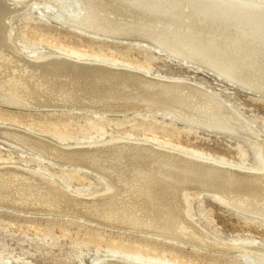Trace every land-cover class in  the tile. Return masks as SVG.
<instances>
[{"label":"bare ground","instance_id":"obj_1","mask_svg":"<svg viewBox=\"0 0 264 264\" xmlns=\"http://www.w3.org/2000/svg\"><path fill=\"white\" fill-rule=\"evenodd\" d=\"M30 5L78 34L143 42L264 95V1L0 0L1 102L101 116L158 110L209 131L249 138L263 153V166L255 168L127 137L65 144L0 118V143L8 144V156L18 151L24 160L4 158L0 148V209L159 234L210 250L240 251L251 264H264V241L222 240L196 222L193 209L194 199L207 193L264 218V131L228 99L183 76L44 47L27 54L13 41L12 18ZM42 165L76 167L71 175L79 181L81 171L91 172L106 190L72 191ZM89 239L101 247L99 238ZM106 248L108 254L95 256L93 264H160L144 248L119 241ZM13 260L8 264H36L19 256Z\"/></svg>","mask_w":264,"mask_h":264},{"label":"rangeland","instance_id":"obj_2","mask_svg":"<svg viewBox=\"0 0 264 264\" xmlns=\"http://www.w3.org/2000/svg\"><path fill=\"white\" fill-rule=\"evenodd\" d=\"M12 28L14 43L20 49L24 47L29 55L33 50L44 47L111 63H129L153 73L183 76L186 80L201 83L228 99L264 131V95L237 87L212 71L182 62L143 42L102 40L78 34L52 21L32 5L13 16ZM157 111L101 116L86 111L11 106L0 101V118L14 124V120H18L21 127L65 144L108 140L112 136L127 137L244 167L263 166V153L255 141L240 135L209 131ZM65 125L73 130L72 135L66 132ZM81 131L87 137H82L84 133ZM4 144L0 143L4 158L8 157L13 162L24 161L18 151L8 156L6 151L9 147ZM29 164L36 165L34 162ZM41 168L53 175L59 185L72 191L88 195L106 190L103 181L91 172L81 171L84 180L79 181L71 175L78 170L76 167L42 165ZM211 196L204 193L194 199V219L198 224L225 241L246 238L264 241V218L236 211L218 200L220 204L216 196V199ZM149 234L102 226L78 218L19 214L0 209V264L15 262L13 259L17 256L36 264H93L94 258L108 254L106 246L113 241L130 244L136 250L144 248L151 255L158 256L154 260L160 264H251L240 251L210 250L166 239L159 234ZM90 236L99 238L101 247H96Z\"/></svg>","mask_w":264,"mask_h":264}]
</instances>
